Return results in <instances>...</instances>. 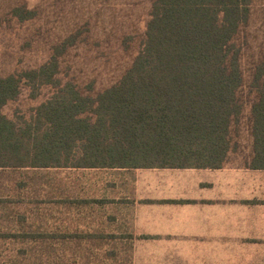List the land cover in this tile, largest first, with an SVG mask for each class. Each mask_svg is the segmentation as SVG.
<instances>
[{
    "label": "trees",
    "instance_id": "16d2710c",
    "mask_svg": "<svg viewBox=\"0 0 264 264\" xmlns=\"http://www.w3.org/2000/svg\"><path fill=\"white\" fill-rule=\"evenodd\" d=\"M251 1L152 0L136 55L119 80L99 92L56 80L55 56L37 69L0 77V173L19 175L17 190L29 187L36 198L42 187L30 184V174L39 172L221 168L241 115L236 37L248 22ZM10 13L21 21L32 16L23 7ZM263 74L257 70L252 83V169H264ZM22 80L33 98L43 85L52 86L53 94L27 119H8L2 108L17 99ZM62 187L60 198L45 195L42 203H61L63 209L68 197ZM16 195L24 200L20 191ZM24 259L52 260L46 254Z\"/></svg>",
    "mask_w": 264,
    "mask_h": 264
},
{
    "label": "rangeland",
    "instance_id": "374dc122",
    "mask_svg": "<svg viewBox=\"0 0 264 264\" xmlns=\"http://www.w3.org/2000/svg\"><path fill=\"white\" fill-rule=\"evenodd\" d=\"M151 3L0 0V77L37 69L55 56L56 80L70 82L85 93L99 92L115 84L136 55ZM15 7L30 11L31 18L21 21L14 17L10 10ZM263 21L264 0H252L248 22L236 37L243 84L237 93L242 109L232 128V152L240 151L242 157L250 150L247 129L256 98L254 75L259 69L264 71ZM53 91L52 86L43 85L33 98L22 80L17 99L7 103L2 113L12 120L27 119ZM67 175V171L30 174L35 178L30 184L35 189L42 187L35 198L27 192L32 191L29 187L17 190L15 177L20 179L19 175L0 173V264H33L24 258L37 254L51 257L49 264H264V240L184 246L176 242L103 241L98 239L102 235H89L93 233L87 234L86 228L79 231L77 220L64 217L61 203H42L45 195L61 197V183ZM19 191L24 195L21 202L16 195ZM75 231L77 235L72 234Z\"/></svg>",
    "mask_w": 264,
    "mask_h": 264
},
{
    "label": "crops",
    "instance_id": "0c3cea01",
    "mask_svg": "<svg viewBox=\"0 0 264 264\" xmlns=\"http://www.w3.org/2000/svg\"><path fill=\"white\" fill-rule=\"evenodd\" d=\"M247 130L248 154L230 151L219 169L64 170L63 215L103 241H263L264 169L249 167Z\"/></svg>",
    "mask_w": 264,
    "mask_h": 264
}]
</instances>
